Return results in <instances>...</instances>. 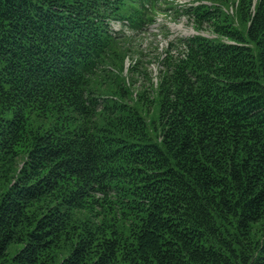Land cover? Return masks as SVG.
<instances>
[{
    "label": "trees",
    "instance_id": "1",
    "mask_svg": "<svg viewBox=\"0 0 264 264\" xmlns=\"http://www.w3.org/2000/svg\"><path fill=\"white\" fill-rule=\"evenodd\" d=\"M188 1L0 0V264H264V0Z\"/></svg>",
    "mask_w": 264,
    "mask_h": 264
},
{
    "label": "rangeland",
    "instance_id": "2",
    "mask_svg": "<svg viewBox=\"0 0 264 264\" xmlns=\"http://www.w3.org/2000/svg\"><path fill=\"white\" fill-rule=\"evenodd\" d=\"M174 8L181 11L189 5L188 0H171ZM175 10V9H174ZM231 12V8L229 9ZM111 32L122 37L125 40L123 47L129 49L128 56L124 61V76H128V68H130L137 60H140L145 67V71L149 77L156 81L160 63L156 60L165 56V50L170 42L183 40L195 35H201L208 38H215L216 35L211 28L204 25L201 30H196L194 24L186 15L173 14V10H166V13H160L155 18V23L149 25L143 31H135L126 23L111 21ZM166 32V33H164ZM136 87L140 82H144V78L136 75Z\"/></svg>",
    "mask_w": 264,
    "mask_h": 264
}]
</instances>
